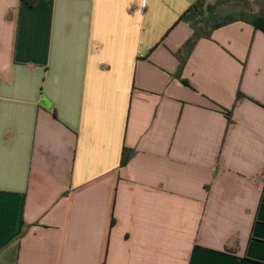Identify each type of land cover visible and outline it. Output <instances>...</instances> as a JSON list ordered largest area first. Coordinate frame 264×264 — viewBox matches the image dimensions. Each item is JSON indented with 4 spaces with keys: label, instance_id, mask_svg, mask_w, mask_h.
<instances>
[{
    "label": "crops",
    "instance_id": "1",
    "mask_svg": "<svg viewBox=\"0 0 264 264\" xmlns=\"http://www.w3.org/2000/svg\"><path fill=\"white\" fill-rule=\"evenodd\" d=\"M195 1L0 0V264H264V32L178 77Z\"/></svg>",
    "mask_w": 264,
    "mask_h": 264
},
{
    "label": "trees",
    "instance_id": "2",
    "mask_svg": "<svg viewBox=\"0 0 264 264\" xmlns=\"http://www.w3.org/2000/svg\"><path fill=\"white\" fill-rule=\"evenodd\" d=\"M30 5L34 4L35 0H26ZM258 7L253 6L250 1L248 5L236 3L232 0H214L212 3H206V0H196L190 7L195 22L191 24L193 33L191 37L182 45L177 55L180 59L177 76H180L181 70L186 62V59L199 38H210L214 29L227 25L235 21H245L252 24L255 28L264 32V0H255ZM220 6H225L224 13L219 14L217 9ZM182 53V55L180 54ZM184 83L185 81L182 80ZM242 96L238 91L235 102ZM128 159L127 154L122 157L121 163H125Z\"/></svg>",
    "mask_w": 264,
    "mask_h": 264
},
{
    "label": "rangeland",
    "instance_id": "3",
    "mask_svg": "<svg viewBox=\"0 0 264 264\" xmlns=\"http://www.w3.org/2000/svg\"><path fill=\"white\" fill-rule=\"evenodd\" d=\"M233 2H236V3H242V4H244V5H248L249 3H250V1H252L253 2V6L254 7H258L257 6V2L255 1V0H232ZM225 10H226V7L225 6H220L218 9H217V12L219 13V14H222V13H224L225 12Z\"/></svg>",
    "mask_w": 264,
    "mask_h": 264
},
{
    "label": "clouds",
    "instance_id": "4",
    "mask_svg": "<svg viewBox=\"0 0 264 264\" xmlns=\"http://www.w3.org/2000/svg\"><path fill=\"white\" fill-rule=\"evenodd\" d=\"M132 3H135L138 5V8L136 10L135 15H140L142 9L148 5V0H131ZM131 6V4L129 5V7Z\"/></svg>",
    "mask_w": 264,
    "mask_h": 264
}]
</instances>
